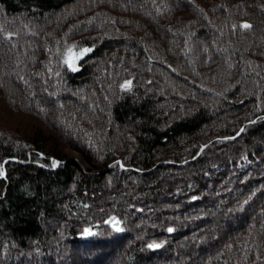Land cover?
<instances>
[{
	"label": "trees",
	"instance_id": "16d2710c",
	"mask_svg": "<svg viewBox=\"0 0 264 264\" xmlns=\"http://www.w3.org/2000/svg\"><path fill=\"white\" fill-rule=\"evenodd\" d=\"M0 118V264H264V0H0Z\"/></svg>",
	"mask_w": 264,
	"mask_h": 264
},
{
	"label": "rangeland",
	"instance_id": "374dc122",
	"mask_svg": "<svg viewBox=\"0 0 264 264\" xmlns=\"http://www.w3.org/2000/svg\"><path fill=\"white\" fill-rule=\"evenodd\" d=\"M20 116L27 123H33V121H34L32 119V116H30L29 114L28 115L27 114H25V115L22 114ZM16 118H19V117L17 116ZM2 122H3V120L0 118V123H2ZM5 122L7 124H9L11 121L5 120ZM10 124L14 125V123H10ZM14 127H15V125H14ZM64 154H65L66 158H71V159L75 160L77 163H79L80 165H82L84 167L86 166V162L84 161V159H83L82 155L80 154V152L77 149L73 148L72 146H66L65 149H64Z\"/></svg>",
	"mask_w": 264,
	"mask_h": 264
},
{
	"label": "snow or ice",
	"instance_id": "6c2138e0",
	"mask_svg": "<svg viewBox=\"0 0 264 264\" xmlns=\"http://www.w3.org/2000/svg\"><path fill=\"white\" fill-rule=\"evenodd\" d=\"M243 27L247 28V27H250V25L245 24V25H243ZM69 51L71 52V49H69ZM88 51H90V49H84L82 54L87 53ZM79 58H80V56L77 55V56H74L71 60H66L65 62L68 64V66L70 68H72V70L75 71L76 69L74 67V61L76 59H79ZM242 131H243V129H242ZM53 163L55 164L56 162L54 161ZM0 175H3L2 171H0ZM112 219H113V221L115 220V218H112ZM117 230H119V229H117ZM169 231H172V229H169ZM85 234H90L88 229H85ZM149 247H159V245H150Z\"/></svg>",
	"mask_w": 264,
	"mask_h": 264
},
{
	"label": "water",
	"instance_id": "95a60500",
	"mask_svg": "<svg viewBox=\"0 0 264 264\" xmlns=\"http://www.w3.org/2000/svg\"><path fill=\"white\" fill-rule=\"evenodd\" d=\"M73 57L72 56H70V58H69V60H71ZM74 67H75V69H77V66H76V63L74 62ZM70 68V67H69ZM70 69H72V68H70ZM117 224H118V221L115 219L114 221H112V225L113 226H117Z\"/></svg>",
	"mask_w": 264,
	"mask_h": 264
},
{
	"label": "bare ground",
	"instance_id": "6f19581e",
	"mask_svg": "<svg viewBox=\"0 0 264 264\" xmlns=\"http://www.w3.org/2000/svg\"><path fill=\"white\" fill-rule=\"evenodd\" d=\"M57 163H59V160H56Z\"/></svg>",
	"mask_w": 264,
	"mask_h": 264
}]
</instances>
